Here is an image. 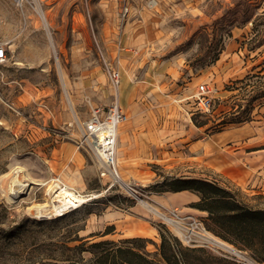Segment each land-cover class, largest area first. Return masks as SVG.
Listing matches in <instances>:
<instances>
[{"label": "rangeland", "instance_id": "1", "mask_svg": "<svg viewBox=\"0 0 264 264\" xmlns=\"http://www.w3.org/2000/svg\"><path fill=\"white\" fill-rule=\"evenodd\" d=\"M80 2L86 37H74L70 28ZM236 4V16L253 12L256 22L231 23L230 15L221 20ZM126 5L125 34L139 38L137 48L119 50L115 26ZM262 38L264 0H29L23 8L0 0V43L7 54L0 61V264H67V256L77 259L73 247L83 240L135 236L152 239L156 245L147 250L158 258L159 226L179 235L150 207L167 216L175 209L194 215L157 186L185 172L187 160L175 171L154 163L155 175L141 180L119 167L120 179L103 175L85 128L92 109L106 108L119 90L106 63L143 58L135 81L145 72L160 85L181 126L198 110L199 85L206 83L211 107L200 118L213 133L220 122L246 117L247 109L248 121H264V96L255 98L264 92V44L256 47ZM82 40L84 48L75 47ZM117 66L122 74L125 64ZM125 80L131 89L135 81L128 74ZM228 124L224 128L236 125ZM110 225L112 233L101 236Z\"/></svg>", "mask_w": 264, "mask_h": 264}, {"label": "crops", "instance_id": "2", "mask_svg": "<svg viewBox=\"0 0 264 264\" xmlns=\"http://www.w3.org/2000/svg\"><path fill=\"white\" fill-rule=\"evenodd\" d=\"M80 7L81 2L77 3L72 11L70 28L74 37H86L88 33ZM63 19L66 20V15ZM127 22L121 31L118 30L117 23V27L115 26L118 31L116 43L119 41V50L128 46L137 48L136 39L139 36L130 39L131 34H125ZM67 24L68 22L62 24L60 31L65 29ZM142 35L140 34V37ZM85 43L86 40H82L75 47L84 48ZM122 54L125 56L127 53L123 51ZM78 55L80 52H77L76 57H80ZM142 59L120 58V62L125 66L117 98L128 119L118 126L117 170L119 167L123 175L138 176L141 180L142 177L145 179V176L150 178L155 175L151 168L154 163L172 171L186 159V171L176 174L174 170L175 176L216 181L234 191L237 198L248 206L264 209V121L252 119L211 133L196 126L189 116L184 117L187 122L181 126L177 110L170 107L169 97L160 95V85L149 81L145 72L135 81L141 72L139 66ZM123 73L130 75L132 81H135L131 89L125 80V74L122 79ZM186 88L188 87L184 89ZM152 100L156 101L155 109L151 108ZM168 200L189 209L190 213L201 218L207 215L204 210L185 206L199 200V195L195 192H173Z\"/></svg>", "mask_w": 264, "mask_h": 264}, {"label": "trees", "instance_id": "3", "mask_svg": "<svg viewBox=\"0 0 264 264\" xmlns=\"http://www.w3.org/2000/svg\"><path fill=\"white\" fill-rule=\"evenodd\" d=\"M235 7L228 9L221 20L230 15L231 23L237 20L242 24L256 22L253 12H244L242 18L236 16L239 14V5L236 4ZM263 44L264 38L259 39L256 47ZM259 89H264V86L261 84ZM263 96L264 92L259 91L255 98ZM245 112L246 117L236 116L228 123L231 125L250 120L249 109ZM202 115L207 113L200 110L192 113V121L198 127L208 124L207 118H200ZM227 124L220 122V126L212 132L222 130ZM158 184L159 192L189 190L197 193L199 200L191 202L189 206L207 212L202 218L206 228L236 248L247 251L256 261L264 262V209L248 206L237 198L234 191L213 180L173 176L159 181ZM114 229V225L108 226L101 236L112 233ZM158 231V258L147 250L149 243L155 244L152 239L135 236L118 242L108 239L83 240L73 247L76 249L77 259L73 260L69 256L65 259L67 264H243L230 255L217 253L206 246L185 245L178 236L163 226H159ZM86 251L92 254L89 259L82 255Z\"/></svg>", "mask_w": 264, "mask_h": 264}, {"label": "built area", "instance_id": "4", "mask_svg": "<svg viewBox=\"0 0 264 264\" xmlns=\"http://www.w3.org/2000/svg\"><path fill=\"white\" fill-rule=\"evenodd\" d=\"M11 1L23 8L24 4L29 0ZM129 13L130 8L126 5L119 17V27H123L126 24ZM6 57L5 47L0 43V61ZM118 63H120V60L115 65L106 63L110 82L116 91L121 83V70L117 66ZM210 92L211 90L206 83L199 85L197 107L201 112L206 113L211 107ZM127 119L128 116L122 110L116 95L106 108H93L92 115L86 122L85 136L87 141L91 143L95 156L102 164L103 175L108 174L113 178L120 179L116 159L118 126ZM71 204L73 203L71 202ZM171 214L169 217L173 218L174 222L172 226L176 229L180 240L185 245L206 246L217 253L230 255L243 264H260L247 251L233 247L226 243L227 241L225 242L214 235L206 228L202 218L189 214L182 215L177 209L172 210Z\"/></svg>", "mask_w": 264, "mask_h": 264}, {"label": "bare ground", "instance_id": "5", "mask_svg": "<svg viewBox=\"0 0 264 264\" xmlns=\"http://www.w3.org/2000/svg\"><path fill=\"white\" fill-rule=\"evenodd\" d=\"M39 13H40V15H41V17H42V19H44V14H43V12L41 11V10H39ZM25 185V184H24ZM126 186H127V184H125ZM128 187V186H127ZM17 192V190L15 189V191L13 192V194L14 193H16ZM64 193V192H63ZM58 199H55V201H57ZM74 203V202H73ZM148 206V205H147ZM62 208V207H61ZM63 209H65V208H63ZM150 209L153 211V212H155L156 214H158L160 217H162L167 223H169V224H171V225H173L172 223H174L173 222V218H171V217H169V216H167V214L165 215V214H163L162 212H159L156 208H154V207H150ZM56 210H57V208H56ZM59 212H60V210H58ZM58 211H56V212H58ZM51 212V211H50ZM53 213V212H52ZM62 213V212H61Z\"/></svg>", "mask_w": 264, "mask_h": 264}]
</instances>
